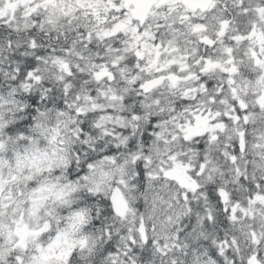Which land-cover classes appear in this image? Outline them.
Instances as JSON below:
<instances>
[{
    "label": "snow or ice",
    "instance_id": "obj_1",
    "mask_svg": "<svg viewBox=\"0 0 264 264\" xmlns=\"http://www.w3.org/2000/svg\"><path fill=\"white\" fill-rule=\"evenodd\" d=\"M0 264H264V0H0Z\"/></svg>",
    "mask_w": 264,
    "mask_h": 264
}]
</instances>
